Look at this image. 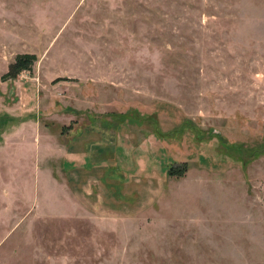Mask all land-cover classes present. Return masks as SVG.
Returning <instances> with one entry per match:
<instances>
[{"label": "rangeland", "instance_id": "374dc122", "mask_svg": "<svg viewBox=\"0 0 264 264\" xmlns=\"http://www.w3.org/2000/svg\"><path fill=\"white\" fill-rule=\"evenodd\" d=\"M92 121L88 213L51 154ZM0 264H264V0H0Z\"/></svg>", "mask_w": 264, "mask_h": 264}, {"label": "crops", "instance_id": "0c3cea01", "mask_svg": "<svg viewBox=\"0 0 264 264\" xmlns=\"http://www.w3.org/2000/svg\"><path fill=\"white\" fill-rule=\"evenodd\" d=\"M114 135L115 131L108 123L99 126L96 121L85 125L80 122L61 136L65 143L57 140L55 153L51 154L60 160L69 197L88 213L96 206L95 202L92 204V198L103 197L97 192L100 189L105 190V198L118 194L117 197L126 199L120 194L123 185L121 168L110 165Z\"/></svg>", "mask_w": 264, "mask_h": 264}, {"label": "trees", "instance_id": "16d2710c", "mask_svg": "<svg viewBox=\"0 0 264 264\" xmlns=\"http://www.w3.org/2000/svg\"><path fill=\"white\" fill-rule=\"evenodd\" d=\"M36 61L35 55L32 54H20L15 57L14 63L11 65L9 72H8V77L11 78L15 75H17L20 72H25L29 71L33 64ZM13 75V76H12ZM186 171V168H181V170L175 171L173 169L168 170V175L169 176H176V177H182Z\"/></svg>", "mask_w": 264, "mask_h": 264}]
</instances>
